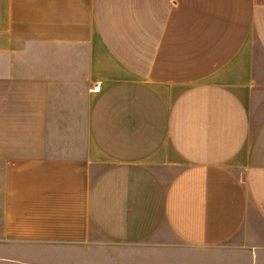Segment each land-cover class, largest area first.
I'll use <instances>...</instances> for the list:
<instances>
[{
	"label": "crops",
	"instance_id": "obj_1",
	"mask_svg": "<svg viewBox=\"0 0 264 264\" xmlns=\"http://www.w3.org/2000/svg\"><path fill=\"white\" fill-rule=\"evenodd\" d=\"M101 243L264 248V0H0V264Z\"/></svg>",
	"mask_w": 264,
	"mask_h": 264
},
{
	"label": "rangeland",
	"instance_id": "obj_2",
	"mask_svg": "<svg viewBox=\"0 0 264 264\" xmlns=\"http://www.w3.org/2000/svg\"><path fill=\"white\" fill-rule=\"evenodd\" d=\"M86 247H56L55 264H264V248L252 249L247 246L205 249L146 243H101Z\"/></svg>",
	"mask_w": 264,
	"mask_h": 264
},
{
	"label": "built area",
	"instance_id": "obj_3",
	"mask_svg": "<svg viewBox=\"0 0 264 264\" xmlns=\"http://www.w3.org/2000/svg\"><path fill=\"white\" fill-rule=\"evenodd\" d=\"M99 90H100V85H95L92 88V91H94V92H98Z\"/></svg>",
	"mask_w": 264,
	"mask_h": 264
}]
</instances>
